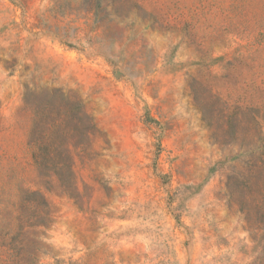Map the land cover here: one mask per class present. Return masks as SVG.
Instances as JSON below:
<instances>
[{
    "label": "rangeland",
    "instance_id": "obj_1",
    "mask_svg": "<svg viewBox=\"0 0 264 264\" xmlns=\"http://www.w3.org/2000/svg\"><path fill=\"white\" fill-rule=\"evenodd\" d=\"M0 264H264V0H0Z\"/></svg>",
    "mask_w": 264,
    "mask_h": 264
},
{
    "label": "trees",
    "instance_id": "obj_2",
    "mask_svg": "<svg viewBox=\"0 0 264 264\" xmlns=\"http://www.w3.org/2000/svg\"><path fill=\"white\" fill-rule=\"evenodd\" d=\"M62 133L63 130H60V128L51 129L47 123L42 124L39 133L35 127L31 133V143L36 144L34 160L38 165L40 173L45 176L56 174L61 182L64 181V174L67 170H71L72 165L71 162L61 157L62 151L64 150L62 149V144L54 143L55 137L53 136H59ZM52 153L59 154V156L52 157ZM33 193H38V191H33Z\"/></svg>",
    "mask_w": 264,
    "mask_h": 264
}]
</instances>
